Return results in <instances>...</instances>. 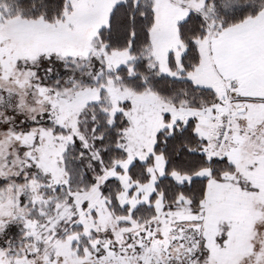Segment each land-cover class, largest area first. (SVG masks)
Wrapping results in <instances>:
<instances>
[{"label": "snow or ice", "instance_id": "obj_1", "mask_svg": "<svg viewBox=\"0 0 264 264\" xmlns=\"http://www.w3.org/2000/svg\"><path fill=\"white\" fill-rule=\"evenodd\" d=\"M0 264H264V0H0Z\"/></svg>", "mask_w": 264, "mask_h": 264}]
</instances>
